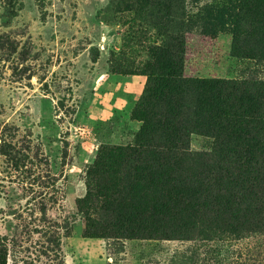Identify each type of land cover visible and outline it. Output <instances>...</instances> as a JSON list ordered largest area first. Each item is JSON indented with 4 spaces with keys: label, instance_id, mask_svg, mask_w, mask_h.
Returning <instances> with one entry per match:
<instances>
[{
    "label": "rangeland",
    "instance_id": "374dc122",
    "mask_svg": "<svg viewBox=\"0 0 264 264\" xmlns=\"http://www.w3.org/2000/svg\"><path fill=\"white\" fill-rule=\"evenodd\" d=\"M227 2L169 0L160 8L172 7L173 23L191 29L186 33L187 75L234 79L253 67L233 57L232 34L212 39L201 33L211 13ZM138 3L0 0L4 263L186 264L177 257L192 243L82 238L84 222L76 203L86 194L88 167L102 145L131 143L140 129L130 114L146 77L111 73V62L121 52L142 65L147 56L139 40L157 38L146 24V31L131 35V15L123 12L131 6L136 11L149 7ZM193 144L196 149L206 146L199 137ZM256 243L238 242L224 247L222 255L213 245H200L198 253L200 258L205 252L212 259L217 255L209 264H250L264 258L263 246Z\"/></svg>",
    "mask_w": 264,
    "mask_h": 264
},
{
    "label": "trees",
    "instance_id": "16d2710c",
    "mask_svg": "<svg viewBox=\"0 0 264 264\" xmlns=\"http://www.w3.org/2000/svg\"><path fill=\"white\" fill-rule=\"evenodd\" d=\"M131 1L149 6L123 12L131 35L146 24L157 38L139 40L142 65L121 52L111 73L146 77L130 114L140 129L131 143L102 145L88 167L82 238L192 243L177 257L186 264L242 241L264 248V0H228L201 31L232 34L233 57L253 63L234 79L187 75L191 29L173 23L172 7L160 12L169 0ZM195 137L206 146L194 148ZM200 245L215 258H200Z\"/></svg>",
    "mask_w": 264,
    "mask_h": 264
}]
</instances>
